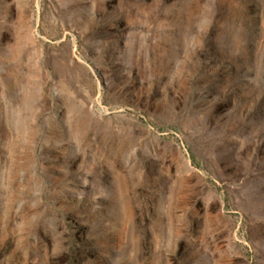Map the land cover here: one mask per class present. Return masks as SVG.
Instances as JSON below:
<instances>
[{
	"label": "rangeland",
	"instance_id": "1",
	"mask_svg": "<svg viewBox=\"0 0 264 264\" xmlns=\"http://www.w3.org/2000/svg\"><path fill=\"white\" fill-rule=\"evenodd\" d=\"M0 264H264V0H0Z\"/></svg>",
	"mask_w": 264,
	"mask_h": 264
}]
</instances>
